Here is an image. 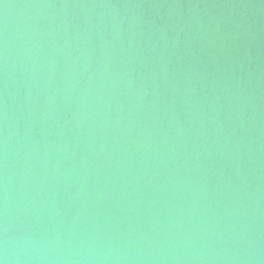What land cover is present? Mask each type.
I'll list each match as a JSON object with an SVG mask.
<instances>
[{
  "label": "bare ground",
  "instance_id": "bare-ground-1",
  "mask_svg": "<svg viewBox=\"0 0 264 264\" xmlns=\"http://www.w3.org/2000/svg\"><path fill=\"white\" fill-rule=\"evenodd\" d=\"M0 74V264H264V0H0Z\"/></svg>",
  "mask_w": 264,
  "mask_h": 264
},
{
  "label": "water",
  "instance_id": "water-1",
  "mask_svg": "<svg viewBox=\"0 0 264 264\" xmlns=\"http://www.w3.org/2000/svg\"><path fill=\"white\" fill-rule=\"evenodd\" d=\"M40 67L36 65V71L38 73H41L42 69H39ZM15 73V77L17 78V81H19V88H20V94H19V98L23 95V87L21 86V82L25 83V81H30L31 79H33L32 77H29V74L27 71H24L23 67H17L16 66V71ZM1 76V74H0ZM44 89V88H43Z\"/></svg>",
  "mask_w": 264,
  "mask_h": 264
}]
</instances>
